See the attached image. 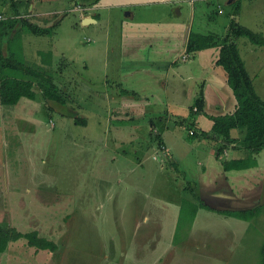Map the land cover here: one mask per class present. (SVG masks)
<instances>
[{
    "label": "rangeland",
    "instance_id": "1",
    "mask_svg": "<svg viewBox=\"0 0 264 264\" xmlns=\"http://www.w3.org/2000/svg\"><path fill=\"white\" fill-rule=\"evenodd\" d=\"M12 1L0 0V11L21 15L14 37L20 58L52 74L68 94V103L44 99L36 86L35 100L23 97L20 105L0 106V226L38 230L58 243L51 251L31 246L26 239L11 241L0 253V264H261L264 149L255 155L259 165L244 171L248 175L237 183H242L238 192L245 207H259L256 215L242 219L227 214L219 208L238 209L244 202H217L202 174L211 168L213 178L215 169H222L221 161L209 155L212 150L215 154L222 138L214 142L190 135V125L178 124L176 117L170 121L178 126L163 135L151 121L165 122V103L152 101L134 108L122 105L119 98L132 89L146 91L131 85L128 59L120 45L121 22L111 17H125L131 8L136 19L174 18L178 3L167 9L158 4L90 9L74 0H19L24 4L15 9ZM227 1H184L182 16H189L193 3L196 30L223 35L224 24L228 32L235 21L264 36V0H240L237 14L236 3ZM92 13L97 21L83 23L82 18ZM26 16L43 28L56 25L48 34H36L23 27L21 19ZM8 37L0 40L5 54ZM235 41L264 98V44L246 36ZM187 61L179 59L177 64ZM152 80L137 84L151 85ZM181 86L183 81L175 78L172 87L162 88L164 95L157 86L152 89L163 98L169 89L179 97L172 89ZM78 117L86 122L76 123ZM231 144L221 160L237 157L235 153L248 155ZM191 183H197L198 199L187 187ZM201 197L208 198L207 203ZM187 199L205 204L184 227L185 234L175 239L180 212L192 209Z\"/></svg>",
    "mask_w": 264,
    "mask_h": 264
},
{
    "label": "crops",
    "instance_id": "2",
    "mask_svg": "<svg viewBox=\"0 0 264 264\" xmlns=\"http://www.w3.org/2000/svg\"><path fill=\"white\" fill-rule=\"evenodd\" d=\"M184 1L194 2L195 0H99L96 4L88 7L90 9H95L97 7L147 5L148 7L152 8L153 4H158L167 9V5L178 3L176 4L178 5V7L176 9V17L174 18L165 15L161 16L159 19H136V12L131 8L130 10L125 11V17H111L112 21L118 20L121 22L120 45L124 56H127L126 59H128L129 70L126 72V74L132 76L131 85H134L133 88L138 87L139 89L146 91L145 94H141L139 91L137 92V90L132 89V93H127L125 95L118 94L122 105L138 108L141 103H145L146 105L152 101L165 103L167 105L166 115H164L165 122L160 120V123L157 124L156 122H154V120L151 121L153 127L158 128L159 132L163 135L166 133V131H170L171 126H178L177 123H172V121L170 120H174V117H176L177 119H179L178 124H181L180 120L189 115L190 105L193 103L201 84L203 85L205 100L204 109L206 113L212 115L231 113L236 107V98L234 97L232 89L227 82V72L221 65L216 64L220 46H211L192 52L186 51L187 40L191 32L208 33V31H200L194 29V16L196 15V13L193 3H191L193 6L192 9L188 7L189 16H182V2ZM239 1L240 0H238V3ZM227 2L234 4L236 0H228ZM34 5H36L35 2L33 3V6ZM33 6L30 4V7ZM239 7L240 9L238 10V13L241 10V4L239 5ZM127 9H129V7ZM88 16L94 17L95 14L92 13V15ZM94 18L95 21L93 22H96V16ZM224 25L227 28L228 24L226 23ZM225 27V33L223 35L216 31L210 32L216 33L223 37L227 32ZM242 52L243 50L240 51L241 55ZM242 58L245 62L246 68L250 72L248 59L244 56V54L242 55ZM179 59L188 61L187 63L178 65L177 61ZM250 74L253 76L252 73ZM135 75L138 77L133 78L136 77ZM149 78L153 79L151 85L137 84L141 80H145L143 82L146 83V79L148 80ZM175 78H177V80L180 79L181 81H183V86H181V88L174 87L172 89L173 93L179 92V97H174L169 89L166 90V97L163 98V96L159 95L157 91L152 89V87L157 86L159 88V92L164 95L165 93L162 91V88L168 86L172 87V83ZM150 93L151 96H147ZM19 103L13 104V106H17V104L20 105ZM1 105L7 104H2L0 100V106ZM169 105L171 106L169 107ZM206 113L199 114V119L194 121L193 126L206 131L211 129L213 120L209 118ZM203 115L206 116V119L204 118L205 125L202 126L200 125V119ZM189 132H191V129ZM231 135L233 137H238L240 135V131L234 128L231 130ZM162 139L164 142L163 147L166 150L169 148V145L166 141L165 136L162 137ZM231 147L233 148V150L240 149L234 148L233 144H231ZM227 148H229V146ZM227 148L224 150L223 155L229 154ZM213 153L214 152L212 150L209 155L215 156ZM234 155H237V157L234 158H239V153H235ZM216 161L219 162L221 160L216 159ZM254 168L255 166L253 168L242 170V172L241 170L225 171L223 168H220V170L215 169L217 176L213 178L211 177V168H209L208 170L205 168L202 174L203 176H206L208 187L212 188L210 197L217 202L220 201L221 203L228 205L234 204L235 201H239L240 199L242 203L244 202V207L240 208H246L245 201L241 199V195L238 192V189H240L239 185H241L242 183H237H240L245 175H248L244 173V171ZM232 172L237 173L231 174ZM201 189L204 190L203 184L201 185ZM201 198L204 199L207 203L208 198ZM252 201H254V199ZM252 201H247V203ZM225 209L237 208L231 207Z\"/></svg>",
    "mask_w": 264,
    "mask_h": 264
},
{
    "label": "trees",
    "instance_id": "3",
    "mask_svg": "<svg viewBox=\"0 0 264 264\" xmlns=\"http://www.w3.org/2000/svg\"><path fill=\"white\" fill-rule=\"evenodd\" d=\"M17 1V3L15 2ZM76 4L83 8L91 7L99 0H74ZM19 0H13L12 5L15 9L24 4ZM236 3L235 13L240 9V1ZM234 3V4H235ZM19 5V7H17ZM22 7V6H21ZM19 14L14 16H7L0 20V40L5 35L9 37L6 44L7 54L3 52L0 47V100L2 104L13 105L18 103L21 98L27 97L35 100L38 95V90L46 100L55 101L61 105H66L68 102L66 91L54 82L52 74L39 65L31 64L19 56V49L14 46V37L16 36V25L19 22ZM95 17V16H94ZM22 25L24 28L33 33L48 34L55 27L56 22L49 28H43L38 23H34L26 16ZM234 22V23H233ZM225 36L221 37L216 33H200L191 32L189 34L186 51L192 52L201 50L211 46H220L219 55L216 64L221 65L227 72V82L232 89L234 97L236 98V107L231 113H223L212 115L205 112V100L203 85H200L199 91L190 105L189 115L180 120L181 124L187 123L190 125V135L200 136L201 138L213 139L214 142L222 138L216 147L215 158L220 159L223 155L225 147L232 143L234 148L245 149L248 155L239 158L222 159V168L228 170H246L258 165L255 155L264 149V98L257 92L254 79L248 69L240 53L236 38L246 36L255 44H264V36L259 35L252 29L233 21ZM5 26L1 28V24ZM14 31V32H13ZM13 32V33H12ZM37 86L38 90L34 88ZM197 113H206V115L213 120V125L210 131L198 130L193 127L195 116ZM84 123L85 119L76 118V123ZM194 128V130H193ZM238 129L240 135L233 137L231 135L232 129ZM193 184V185H192ZM197 183H191L187 187L196 193ZM192 209L186 214L180 212V217L177 221L175 239H178L182 234H185V228L196 215L197 209L205 204L202 200L199 204L194 201ZM185 201L184 203H187ZM259 207L250 206L239 209H220L227 214L236 215L242 219H251L256 215ZM182 210V208H181ZM26 239L27 243L35 246L38 249H48L55 251L58 249V243L54 240L42 236L38 230L21 231L10 225L0 226V253L4 252L9 245V242L18 239ZM261 264H264V244L261 249Z\"/></svg>",
    "mask_w": 264,
    "mask_h": 264
},
{
    "label": "water",
    "instance_id": "4",
    "mask_svg": "<svg viewBox=\"0 0 264 264\" xmlns=\"http://www.w3.org/2000/svg\"><path fill=\"white\" fill-rule=\"evenodd\" d=\"M89 18V19H87ZM92 21H95V18L92 16H86L85 18H83V23H90Z\"/></svg>",
    "mask_w": 264,
    "mask_h": 264
},
{
    "label": "built area",
    "instance_id": "5",
    "mask_svg": "<svg viewBox=\"0 0 264 264\" xmlns=\"http://www.w3.org/2000/svg\"><path fill=\"white\" fill-rule=\"evenodd\" d=\"M7 18V14L4 12H0V20Z\"/></svg>",
    "mask_w": 264,
    "mask_h": 264
},
{
    "label": "bare ground",
    "instance_id": "6",
    "mask_svg": "<svg viewBox=\"0 0 264 264\" xmlns=\"http://www.w3.org/2000/svg\"><path fill=\"white\" fill-rule=\"evenodd\" d=\"M87 19H89V18H87ZM59 257H60V254H59Z\"/></svg>",
    "mask_w": 264,
    "mask_h": 264
}]
</instances>
